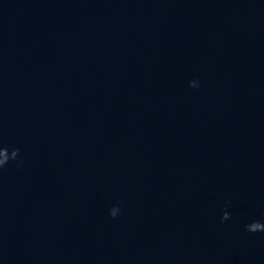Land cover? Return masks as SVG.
Returning a JSON list of instances; mask_svg holds the SVG:
<instances>
[{
	"label": "water",
	"instance_id": "water-1",
	"mask_svg": "<svg viewBox=\"0 0 264 264\" xmlns=\"http://www.w3.org/2000/svg\"><path fill=\"white\" fill-rule=\"evenodd\" d=\"M0 264H264V0H0Z\"/></svg>",
	"mask_w": 264,
	"mask_h": 264
}]
</instances>
